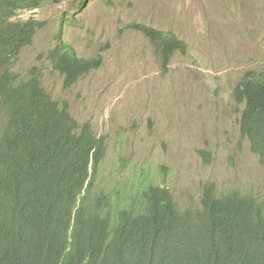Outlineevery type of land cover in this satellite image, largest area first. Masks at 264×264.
<instances>
[{
    "label": "trees",
    "instance_id": "1",
    "mask_svg": "<svg viewBox=\"0 0 264 264\" xmlns=\"http://www.w3.org/2000/svg\"><path fill=\"white\" fill-rule=\"evenodd\" d=\"M42 3L0 0V264H264V197L217 194L207 184L198 208L181 207L138 169L131 184L121 177L102 186L104 137L51 97L39 68L26 78L14 70L46 24L16 16ZM133 28L155 48L164 71L175 53L187 52L170 31ZM44 58L64 89L103 63L100 54L77 56L61 39ZM232 99L242 106L240 136L263 162L264 72H246Z\"/></svg>",
    "mask_w": 264,
    "mask_h": 264
},
{
    "label": "rangeland",
    "instance_id": "2",
    "mask_svg": "<svg viewBox=\"0 0 264 264\" xmlns=\"http://www.w3.org/2000/svg\"><path fill=\"white\" fill-rule=\"evenodd\" d=\"M29 19L46 24L14 70L26 78L39 68L51 97L104 137L102 186L121 177L131 184L138 169L181 207L198 208L207 184L217 194L264 197V161L240 136L242 106L232 99L246 72H264V0H43L16 16ZM137 25L172 32L186 54L175 53L164 71ZM58 39L79 57H103L69 89L44 58Z\"/></svg>",
    "mask_w": 264,
    "mask_h": 264
}]
</instances>
